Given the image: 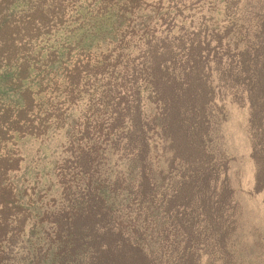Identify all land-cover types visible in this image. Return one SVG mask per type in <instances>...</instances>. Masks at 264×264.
<instances>
[{
    "label": "rangeland",
    "instance_id": "1",
    "mask_svg": "<svg viewBox=\"0 0 264 264\" xmlns=\"http://www.w3.org/2000/svg\"><path fill=\"white\" fill-rule=\"evenodd\" d=\"M149 3L162 19L150 56L158 120L127 104L130 129L100 165L122 189L135 160L136 208L158 214L163 241L140 226L127 240L90 196L71 224L76 248L88 264H161L158 248L170 249L175 264H264V0ZM61 143L51 136L21 152L24 167L37 165L33 179L44 197L43 147L54 151L53 163Z\"/></svg>",
    "mask_w": 264,
    "mask_h": 264
},
{
    "label": "trees",
    "instance_id": "2",
    "mask_svg": "<svg viewBox=\"0 0 264 264\" xmlns=\"http://www.w3.org/2000/svg\"><path fill=\"white\" fill-rule=\"evenodd\" d=\"M149 2L0 0V264H88L71 224L90 196L127 240L140 226L143 236L163 241L158 214L136 208L135 160L122 189L100 165L130 129L127 104L158 120L150 56L162 19ZM56 135L61 159L50 163L54 151L43 147L44 197L33 179L37 165L24 167L21 152ZM157 257L176 263L170 249L158 248Z\"/></svg>",
    "mask_w": 264,
    "mask_h": 264
}]
</instances>
